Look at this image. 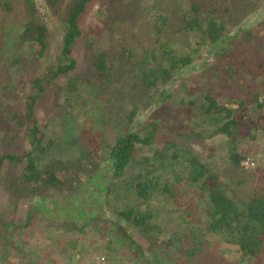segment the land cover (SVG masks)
<instances>
[{
    "label": "trees",
    "instance_id": "16d2710c",
    "mask_svg": "<svg viewBox=\"0 0 264 264\" xmlns=\"http://www.w3.org/2000/svg\"><path fill=\"white\" fill-rule=\"evenodd\" d=\"M40 1L0 0V31H15L19 41L33 46L29 55L16 53L9 59L21 65L13 67L18 80L24 81L28 64L43 66L38 75L30 76L29 91L15 100L22 110L8 106L14 89L0 77V143L12 129L20 139L14 150L0 154V184L8 185L16 198L30 196L47 205L30 211L29 217L66 216L63 220L76 230H81L79 218L88 196L97 199L99 187L106 200L99 198L100 208L90 219L103 217V227L115 230L119 246L138 248L141 255L152 253V262L162 252L169 264H197L196 257L210 245L209 234L237 245L242 264H264V188L243 192L234 186L229 171H242L245 155L238 150V140L264 131V116L249 121L244 112L264 107V81L259 80L264 65L255 53L258 43H264V18L250 25L243 21L258 0H147L143 6L134 0H107L97 13L111 47L94 52L89 74L78 80L66 74L76 67L73 44L81 34L80 18L93 0ZM54 23L62 33L58 53L50 51ZM197 59L202 60L200 67ZM190 67L200 68L201 79L195 84L181 81L182 93L177 95L168 92L165 86ZM60 78L66 86L58 83ZM89 85L123 93L130 107L125 113L116 107L119 115H112L111 125L99 116L96 122L105 124L99 125L102 129L69 132L64 143H58L45 128L53 118L39 117L36 108L54 91L50 108L55 109L65 88L63 112L73 121L76 99ZM86 104L90 101L81 102L78 111ZM148 105L157 106V112L170 106L167 117L138 119ZM174 115L188 120L187 125L174 126ZM216 135L225 137L221 145L227 150L228 168L220 169L179 146L186 136L201 141ZM73 139L83 141L84 148L70 147ZM101 148L106 152L102 162L94 152ZM65 149L72 152L69 158L62 155ZM12 165H19L14 175L9 171ZM80 171L87 172L80 176ZM189 187L195 194L188 198ZM45 189L54 190L57 198L48 199ZM164 206L168 214L178 210L182 216L176 229L167 228Z\"/></svg>",
    "mask_w": 264,
    "mask_h": 264
},
{
    "label": "rangeland",
    "instance_id": "374dc122",
    "mask_svg": "<svg viewBox=\"0 0 264 264\" xmlns=\"http://www.w3.org/2000/svg\"><path fill=\"white\" fill-rule=\"evenodd\" d=\"M145 1L147 0H134L135 3L139 2L141 4ZM41 2L43 3L42 0L39 3ZM106 2L107 0H93L87 9V12L80 18L79 26L81 34L79 37H77L73 44V58L75 60L76 67L69 71L68 74H66V77H72L74 80H78L79 77L89 74V61L92 58L94 52L98 50H106L111 47L110 42L108 41L107 32L102 27L104 23L101 20L102 17H99V14L97 13L98 8H100L101 5ZM145 3L148 5V2ZM40 8V12L44 13L45 9L42 4ZM251 11L252 14L250 13L248 19L243 20L245 25L255 24L264 18V0H258L256 3H254L253 7H251ZM54 24L55 26L53 25L49 34L50 51L53 53H58L61 47L62 33L57 28V26H59L58 23ZM10 44H13V47H11ZM17 44H21V47L17 48ZM32 47L33 46L30 43L19 41L15 31H0V60H2L0 62V77L2 81H5L4 83L9 82L12 84L11 87L14 89L13 94L9 95V100H7L9 104L8 106L17 105L20 110L23 109V105H19L15 100L22 96L21 92L29 91L30 84L28 81L31 78L30 76L38 75L41 72V68H43V66L42 64L38 65V63L35 61L28 64L26 77L22 76L24 81H19L18 75L16 76L13 67L21 68V65L11 63L9 59L16 53L21 54L24 52L26 56L29 55V50ZM112 53H115V51ZM255 53L258 55L259 64L264 65V57H261L262 54H264V43H258ZM46 60L44 64L47 62ZM197 62V67H200L199 62H202V60L197 59ZM254 62L256 63L255 60ZM204 68L205 67L201 69L203 70ZM260 68L262 72L264 70V66H260ZM200 72V68L190 67L188 70L184 71L181 76L178 74V78L175 79L170 85L165 87L168 88V92H172V95H177L179 92L182 93L181 81L189 82V84H195L201 79ZM260 76L261 77L259 80L264 81V73ZM58 83L65 85V79L60 78ZM65 92L66 91L64 88L61 93H59L60 96L57 95L60 99L58 101L59 104L55 109L50 108V103L52 102V99H54L51 97H55L54 91L50 93L51 97L48 101H42L38 108H36V113L39 117H46L47 119L53 118L49 120V124H46L45 128L49 133H52L55 138H57L58 143L65 140L67 138L66 134L69 132H71V134H82L88 128H96L97 130L102 129V127L99 125L105 126V124L102 122V124L98 125L96 122L97 117L99 116H102V118L107 120L109 122L108 124L111 125L113 123V121L110 119L112 115H119V110L116 107H119L123 113H125L130 107L127 106L128 104H124L126 99L125 97L121 96L123 93H119L117 95L114 93L113 89L107 90L99 87L96 89V87L94 88L92 85H89L86 86L83 91H81L82 97L76 99V107L74 106L73 108V112L76 110L74 114L75 119L73 121H68L66 118V113L63 112V104L65 103L66 97H61L63 94H65ZM263 96L264 94H262L260 98L263 99ZM223 98L228 97L223 96ZM2 101L3 105H7V102L4 101V99ZM89 101L90 104H86V107L83 108L81 112H79L77 106L81 104V102L86 103ZM228 105L229 104L226 103V106ZM153 106L148 105L145 107V109H142L138 119H147L150 116H154L155 114V117L158 118L157 120L163 121L164 118L167 117L165 114L169 110L170 106H167L160 112L155 111V108L157 106L159 107V104L155 107ZM231 106L236 107V104H231ZM251 108L252 107H248L245 108L246 110H244L246 117L251 119L249 121L263 118L264 107L260 109H254L252 114H250L247 109ZM187 121L188 120H183L180 117L174 115V119L170 122L173 125L176 124L181 129L187 125ZM2 132L3 130L0 128V136ZM7 135L8 137H5L4 139L5 143L3 145L0 143V154L14 150L15 147L20 143V139L16 136V131L14 129L9 131ZM70 140L71 139H68L65 143L68 144V142H71ZM224 141L225 137L222 135H216L213 138L201 141L194 139L192 136H186V138H184L183 145L179 146L187 150L189 153H195L200 158H203L208 162H212L221 169L228 168L227 150L224 145H221ZM72 142L74 143V139ZM73 143L70 145V147H72L74 150L80 148L82 149L85 146L83 145L84 142L81 140H77L74 145ZM237 146L239 152L245 155L241 160L245 159L246 157H250L254 160L255 165L252 168L246 169L240 164L242 169L240 172H233V170H229L230 176L236 183L234 186L236 185L237 189L243 192H250L253 188H264V131H257L253 139L243 136L242 139L238 140ZM185 150L182 151V156L179 160L180 163H183V155L186 153ZM94 152L95 159L102 162L106 155L104 149L101 148L99 150H95ZM71 153L72 152H69L65 149L62 155H64L66 158H69ZM208 154H211V156H208ZM46 158L48 159L49 157ZM5 171L6 169H4V172ZM9 171L12 175L16 174V172L19 171V165H12ZM84 172L80 171V176L83 175ZM100 173H104V170H101ZM101 182L103 183V180ZM102 183H100L101 186ZM7 186L8 185L5 186L2 183L0 184V227H2L4 222H13V220H19L21 223H25V225L27 224V228H25L26 233L28 231H31L32 233L39 232L40 235H45L49 238L54 236L56 241L59 240V242H64L65 245L73 244V248L75 249H73L72 254L74 256L67 260V264H73L80 260H85L94 253H104L113 259L117 264H169L166 262V256L162 252L160 257L155 262H152L150 260L152 253H148L146 251L143 255H141L138 248H126L119 246L116 234L114 233L115 230H108L107 228L103 227V217H100L96 222L90 219V217L96 214V208H100V206L97 204L99 202V198L104 196L103 193H101L99 187L97 199L92 201L90 196H88L89 203L87 207L84 208L85 211H83V214L79 218V223H82L81 230H76V228L74 229L73 226L67 224L63 220L66 218V216H51L48 218H43L33 215L29 217L28 214L30 211L33 210L38 212V210L46 208L47 205H44L41 202L39 203L31 201L30 196L27 198H16L11 195V192ZM76 186H78V182H76ZM43 192L48 199L55 200L58 196L52 189H45ZM185 193L188 198L195 194L193 189L190 187L185 190ZM102 198L106 200L105 196ZM14 200L17 201L13 204L12 202ZM166 207L167 206H164L162 208V210L164 209L162 213L167 216V228L176 229L175 227L180 222L182 216L177 213L178 210L172 214H168ZM169 207L175 209V207L172 205H169ZM9 215H12L9 217L10 219L7 218ZM181 224V228L186 227L184 223ZM25 235L26 234H22L23 237ZM32 238H35V236L33 235ZM136 238L140 240L141 243L144 242V240L139 235H137ZM42 239L43 238H40V243L41 247L44 248V251L49 248L50 242L45 241L42 243ZM206 239L210 245H208L204 251L196 257L197 264H242V253L237 245L217 241L216 237L209 234L206 236ZM40 243H38V245H40ZM27 257L29 258V255H27ZM67 258L68 256H66V259Z\"/></svg>",
    "mask_w": 264,
    "mask_h": 264
},
{
    "label": "crops",
    "instance_id": "0c3cea01",
    "mask_svg": "<svg viewBox=\"0 0 264 264\" xmlns=\"http://www.w3.org/2000/svg\"><path fill=\"white\" fill-rule=\"evenodd\" d=\"M26 225L19 220H13L4 222L0 227V264H67V260L74 256L73 244L65 245L64 242L56 241L54 236L49 238L39 232L26 233ZM22 234L26 235L23 237ZM33 235L35 238H32ZM39 237L43 238L42 243L50 242L47 250L43 251Z\"/></svg>",
    "mask_w": 264,
    "mask_h": 264
},
{
    "label": "built area",
    "instance_id": "2783aa9c",
    "mask_svg": "<svg viewBox=\"0 0 264 264\" xmlns=\"http://www.w3.org/2000/svg\"><path fill=\"white\" fill-rule=\"evenodd\" d=\"M240 164L244 168H252L255 165V162L252 158L246 157L240 161ZM73 264H117L113 259L107 256L104 253H94L89 258L85 260H80Z\"/></svg>",
    "mask_w": 264,
    "mask_h": 264
}]
</instances>
